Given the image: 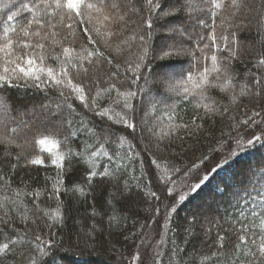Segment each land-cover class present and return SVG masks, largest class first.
Returning a JSON list of instances; mask_svg holds the SVG:
<instances>
[{"label":"trees","instance_id":"trees-1","mask_svg":"<svg viewBox=\"0 0 264 264\" xmlns=\"http://www.w3.org/2000/svg\"><path fill=\"white\" fill-rule=\"evenodd\" d=\"M32 2L0 0V17L5 12L20 13L12 24L16 32L9 33L13 54L8 59L27 68L31 55L36 59L35 67L45 70L36 73L42 81L49 80L47 69L52 68L64 83L36 87L31 79H18L17 75L23 77L18 70L17 74L8 73L13 83L6 88L0 81V102L8 109L0 110V120L7 124L0 125V221H5L0 223V245L9 243L11 249L0 252V257L17 253L15 259H4L3 264H31L27 256L18 254L29 250L31 259L44 264H134L146 242L148 254L142 264H236L237 259L239 264H249L253 259L249 249L257 253L264 237V132L257 130L261 143H246V148L217 167L218 173L215 165L208 167V163L216 159L212 158L215 152L225 149L240 134L249 129L256 132L251 127L264 120V84L260 89L252 87L254 77L264 81V64L260 63L264 59V0H243L238 11L231 7V0H217L223 4L219 9L212 0H153L159 7L151 11L146 0H107L102 12L91 10L93 23L85 25L92 31L94 45L78 30L75 38L67 39L65 32L43 41L34 35L24 36L22 29L27 28L32 15L21 5L31 6ZM86 2L99 7L103 0ZM113 3L117 7H111ZM84 11L87 15L89 10ZM191 15L203 20L197 29L206 31L196 33L209 34L207 44L198 35L189 42L172 38L169 26L181 24L178 28L188 30L193 25L188 24ZM147 19L152 21L151 29ZM140 36H144L143 41ZM221 36L228 37L235 58ZM4 42L0 31V45ZM37 42H43L45 48L23 47ZM65 47L74 51L65 54ZM165 51L174 54L165 57ZM89 52L103 56L92 55L89 64L83 59ZM40 55L45 59L41 61ZM213 55L219 72L214 70ZM81 64L89 68L88 74ZM6 67L13 65L0 52V75L5 74ZM63 68H67L71 83ZM205 69L210 76H220L216 88L202 98L195 85ZM182 71L185 79L174 78L172 88L176 91L167 94L161 76ZM189 72L192 81L186 79ZM134 77L139 78L133 82ZM77 84L85 89V103L73 91ZM184 87L189 93H184ZM128 92L136 95L128 97ZM125 103L131 107L125 108ZM152 103L153 112L146 118ZM41 107L49 108L52 115L21 131L26 120L20 115ZM124 118L135 128L122 122ZM70 131L77 135L71 136L66 146ZM45 135L50 141L58 140L59 147L36 143ZM84 145H92L85 153L88 158L91 151L100 148L108 152L110 162L108 156L96 159L113 173L110 177L89 181L91 169L87 163L77 162L78 158L69 166L65 156L64 169L57 168L54 161L66 154L67 147L82 151ZM34 158L43 159L44 165L31 164ZM197 163L206 169L200 173L208 180L196 190L182 188L186 199L176 205V214L163 228L162 217L179 199V192L173 195L175 201L168 198V190L178 180L196 173L199 168H192ZM214 175L219 179L206 188ZM78 189H83V194ZM165 199L169 203L162 207ZM200 207L207 211L191 215ZM58 211L62 218L57 217ZM149 231L152 233L147 237ZM240 235H246L247 244L240 243ZM12 241L18 243L13 246ZM153 252L155 258L150 256Z\"/></svg>","mask_w":264,"mask_h":264},{"label":"snow or ice","instance_id":"snow-or-ice-1","mask_svg":"<svg viewBox=\"0 0 264 264\" xmlns=\"http://www.w3.org/2000/svg\"><path fill=\"white\" fill-rule=\"evenodd\" d=\"M147 4L150 6L149 11H151L152 7H159L158 5L153 4V0H146ZM207 2V0H205ZM107 4V0H103L101 6H97L96 4L93 3H87L86 0H33L31 6H29L28 3H22V9L26 10L28 13L32 15V18L27 20V28L22 29L24 36H29V35H34L36 37H39L41 41L48 39V36L51 35L52 37H55L58 35L59 32H65L67 35L65 36V39H67L69 36L75 38V36L78 34L77 30L79 33H82L91 44H96V40L93 39L92 36V31L90 30L89 27L85 25H90L93 23V16L91 15V10H95L96 12H102L103 7ZM212 4L215 8H221L223 7V4L221 2H217V0H212ZM243 6V0H231V7L236 9L237 11ZM8 8V6H5ZM111 7L115 8L117 5L115 3L111 4ZM89 10L87 12V15L85 14L84 10ZM139 11V10H137ZM171 13H165V15H170ZM20 15V13L17 12H11V14H8V12H5L3 17H0V31L4 33L5 37V42L0 45V52L4 53V56L7 60L8 64L13 65L11 69L5 68L4 75H0V81L3 82L4 87L6 88L9 84H12L13 81L10 79V76L8 75L9 72L13 74L22 73L23 77H19L17 75V78H27L31 79L34 83V86L39 87L41 84H43L45 87L48 86L49 83L53 85H61L64 83V81L60 78L57 77L55 74L54 70L52 68L47 69V76L49 77V80L47 81H42L40 76L37 75V71L43 72L45 71L43 68H37L35 67L36 65V59H34L31 55H29L28 59L26 60L27 68L22 67L20 63H17L16 60H11L8 59L12 54H13V42L9 38V33H15L16 28L12 26L13 22L16 21L17 17ZM105 20L110 19L108 16H104ZM120 19H124L123 16L120 17ZM145 23L147 24L148 28H152V21L150 19L145 20ZM198 23H203V20L198 21ZM7 25V26H6ZM41 31H45V35L41 36ZM97 34H99V29L95 30ZM106 35L111 36L113 33L107 32ZM213 42H215L216 36L215 33H213L212 36ZM140 40H144V36H140ZM221 40L224 42L225 48H229L231 52V57L235 58L236 57V52L234 50H231L229 44H228V37L227 36H221ZM24 48H36V49H44L45 44L43 42H37L35 45L25 43L23 44ZM219 47V46H217ZM71 51H74L73 49L65 47L63 49V52L65 54H69ZM174 53L165 51L163 55L169 56ZM92 55H99L103 56V53H98V52H89L88 57H85L83 59L87 60L89 64H92L91 56ZM55 59H59V57H54ZM39 59L42 61L45 59L43 55L39 56ZM213 64H214V70L219 72L220 69L215 67V62L217 60V57L213 55L211 57ZM108 63H111V61H107ZM140 63H143V57L140 58ZM140 63L136 64V70L140 68ZM261 64H264V59H261L260 61ZM229 66H230V60H229ZM75 67V65H73ZM82 70L85 74L89 73V68L83 67L81 64ZM116 67H119V65H116ZM97 72L100 71V69H96ZM207 69L204 70V73L202 74L203 80L202 83H197L195 86L197 89H201L199 95L201 97H204V92L202 91L204 85H208L209 81L207 79ZM63 75L65 77H68V70L67 68L62 69ZM227 72V68L225 69V73ZM114 75V74H112ZM139 77H134L133 82H135L136 79ZM186 79L188 81H192V74L189 72L187 75ZM69 83H71V78L68 77ZM262 84H264V81H262L258 77H254L252 80V87L260 89ZM111 88H115V85H111ZM173 91H176V88H172ZM3 89H0V92H2ZM73 91L78 93L77 99L81 101V103H85L86 101V93L85 89L81 85H73ZM118 91V90H117ZM183 91L185 94L189 93V88L184 87ZM259 91L255 93V95H259ZM128 97L135 96L136 93L134 92H128L126 94ZM61 96H63V93H61ZM65 103H67V98H65ZM69 108H73L74 106L68 105ZM43 107V106H42ZM61 107L60 104L57 105V108L59 109ZM125 108L131 107V105L125 103L124 105ZM0 110L7 111V105L4 104L3 102H0ZM99 115H105V112H100L98 113ZM49 116L52 115L51 112L48 113ZM254 115H259V113H254ZM122 122L126 123L129 128H135V125L133 123H128L126 118L122 120ZM69 127H70V122ZM247 123V121H245ZM23 126V125H22ZM184 127H187L185 125ZM18 130H13V132H16ZM262 132H264V129H261ZM76 132H71L69 134V137H65V144L66 146L68 145V141L71 136H76ZM262 142V137L257 136L255 132L251 133V138L248 139L247 143L249 145H254L256 143H261ZM39 145H45L47 143H52L53 146L59 147V141L58 140H49V137L47 135L43 136V138H40L36 141ZM239 146V145H238ZM92 148V145H84L82 151H77L73 147H67V152L66 154L59 155L54 161L56 163V166L58 169L61 171L64 169V160L65 156L68 159L69 166L72 165L74 158H78L77 162H84L87 163L90 167V171L88 172V180L91 181L93 178L99 177L100 179H104L107 177H110L113 173L109 170L107 167H101L100 166V161L97 160V157L100 156H108L109 162L111 161L112 157L108 155L107 151H104L103 148H100L99 150H94L90 152V157H86L85 153L88 152L89 149ZM48 152H51V148L47 149ZM31 164L33 165H44V160L39 159V158H34L31 159L30 161ZM61 175L60 172L57 173V177L59 178ZM208 180V176H202V177H197V180L195 183H191L188 185L189 189L191 190H196L201 187V184L205 181ZM59 179L57 180V183H59ZM81 194H83V189H78ZM56 193H58V189L54 190ZM153 195H155L153 193ZM169 195H172L171 192H169ZM186 197L181 193L179 194V200L184 201ZM173 200L175 201V196H173ZM171 211L175 212L176 208L175 206H171ZM57 217H60L59 211L57 212ZM62 218V217H60ZM0 223H5V221H0ZM7 223H11L8 221ZM15 231V229H13ZM3 235V232L0 231V236ZM37 241L40 240V237L35 238ZM221 240H223V237H220ZM262 242L258 246L257 253H253L251 249H249V254L252 256V260L249 261V264H264V237H261ZM239 241L240 243L247 244L248 239L246 238V235H240L239 236ZM13 246H15L18 242L17 241H12L11 242ZM253 243H255L253 241ZM223 247V245H221ZM236 248H239V244L236 245ZM10 245L9 243H3L0 245V252H6L10 251ZM41 250L42 249H38ZM17 253H14L13 256H4L0 257V264H3L4 259H15V255ZM21 256H27L28 259L31 260V264H44V261H39V260H33L31 259V250H29L28 253H25L23 251L18 253ZM257 257H260V259H257ZM236 264H239V260L237 259Z\"/></svg>","mask_w":264,"mask_h":264},{"label":"rangeland","instance_id":"rangeland-1","mask_svg":"<svg viewBox=\"0 0 264 264\" xmlns=\"http://www.w3.org/2000/svg\"><path fill=\"white\" fill-rule=\"evenodd\" d=\"M189 14H191V13H189ZM201 16H202V14H201ZM191 17L192 18H189V23L188 24H191L192 23L193 25H189L190 27H188L189 28L188 30L185 29L184 27H182L181 29L178 28V27L181 26V24H179L178 27L175 26L176 28L173 27V25H170L169 26V31L170 32H171L170 29H173V33H172V36L173 37L172 38H174L175 36H177L178 38L181 37L182 39H185L187 42H189V41H194L196 39V37H197L196 35H198V37L200 36L201 37V40L202 41H205V43L207 44L206 39H207V36L209 34H199V33H196V30L206 31L204 29H202V30L201 29H197V26H199L200 24H203V23H198V21L201 20V17L199 19H197V17L196 16H193V15H191ZM194 26H195V28H194ZM171 41L172 40H169L168 42H166V41H162V42H164V43H170ZM184 72L185 71H182V72H172V73L170 72L168 74H164V75L161 76V79H163L165 81V85H166V89H167V91H166L167 94H170V92L173 91L172 90V86H173V84L175 82L176 77L178 78V80H181V77H182V79H185V76H183L185 74ZM182 73H184V74H182ZM210 73H212V72H210ZM219 76L220 75H216V74L214 76H210L209 74H207V79H208L209 83H208V85H204V87H203L204 91L202 89V91L204 92V97L209 94V93L207 94V92H211V89H215L216 88L217 83H219L218 82L219 81ZM154 78H156V77H154ZM202 80H203V76L201 78H199V80L197 81V83H202ZM195 89L196 90H199V92L201 90V89H197L196 87H195ZM204 97H202V98H204ZM159 100H158V102L161 101V100L160 101ZM200 101H204V100L202 99ZM151 105L152 106H150V108H148L149 112H151V113L145 114L146 118H147V116L151 115L152 112H153V109L152 108H154V105H153V103ZM49 112H51L49 110V108H47V107L42 108L41 107L39 109H35V110L29 112L26 116L20 115V119L23 118V120H26L25 121V124H24L25 126H23V129L21 131L28 130L30 127H32V125L39 123V121L40 122H45L48 119V117H50L48 115ZM146 118L144 117L142 119L144 121V124H146L145 123V119ZM258 121H261V119H259ZM0 125H7V124H6V122L0 120ZM263 127H264V120L259 125L257 123L254 127H251V128H256V132L255 133L257 135L258 134L257 130L259 131L260 129H263ZM254 130L255 129H252V132H254ZM250 131H251V129H249L248 132H244V133L240 134L234 141L228 142V145H227V147L225 149H220L219 151L215 152V154L213 153L214 155L212 154L213 155L212 158L214 156H216V159H214L211 162H209L208 163V167L209 166L213 167L212 165H215V168H217V167L221 166L222 164L226 163L229 159L233 158L238 152L242 151L243 148H246V143H247L248 139L251 138V133L252 132L250 133ZM198 168H199V170L196 173H193L191 175H187L186 177L178 180V182H176L168 190V193H167L168 198L173 197L174 193H176V192H179V194L183 193L184 192V189H182L183 187L188 186L191 183H195L196 180H197V177L204 176V173H200V172L201 171H206V169H204L198 163L195 164V166H193L192 171H195ZM215 172L218 173V168L215 170ZM193 177H194V181L192 180ZM169 192H171L172 195H169ZM180 202L181 201L178 199V200H176L172 204V206L174 205L175 208H176V205L179 206V203ZM168 203L169 202L165 199L164 202H163L162 207H165L166 205H168ZM169 208H170V211H169ZM169 208L167 209V207H166V210H168L169 213H166V215L164 217H162L163 220H164L163 223H162L163 228H166L167 222L171 218V216H173V215L176 214V212L171 211V206ZM200 208L201 209H199V210L198 209L197 210L196 209H193L191 211V215H193V213L199 214V213H202L203 211H207V209L205 207L204 208L203 207H200ZM186 214H190V213L188 212ZM157 217H158V215H157ZM154 222H155V220H154ZM154 222H153V226L151 228H154ZM151 233H152V231H149L147 233L148 235L146 234L147 237L150 236ZM147 245H148V242H146V244L144 246H141L140 247V251L138 253V257H136L134 259V261H133L134 264H142L143 261L145 262V257H147V254H148ZM150 256L153 257V258H155L156 257V252H153ZM146 264H147V262H146Z\"/></svg>","mask_w":264,"mask_h":264},{"label":"bare ground","instance_id":"bare-ground-1","mask_svg":"<svg viewBox=\"0 0 264 264\" xmlns=\"http://www.w3.org/2000/svg\"><path fill=\"white\" fill-rule=\"evenodd\" d=\"M219 179V177L217 176V175H214V177H212L211 179H210V181L208 182V185H206V188L212 183V182H215V181H217ZM201 191H203V190H200L199 192H201ZM197 196V194H195L193 197H196Z\"/></svg>","mask_w":264,"mask_h":264}]
</instances>
